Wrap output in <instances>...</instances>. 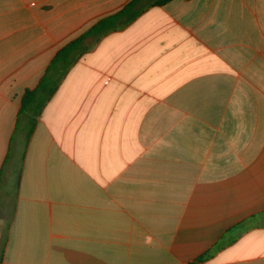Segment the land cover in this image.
Returning a JSON list of instances; mask_svg holds the SVG:
<instances>
[{"label": "crops", "instance_id": "crops-1", "mask_svg": "<svg viewBox=\"0 0 264 264\" xmlns=\"http://www.w3.org/2000/svg\"><path fill=\"white\" fill-rule=\"evenodd\" d=\"M155 1L0 0V264H264V0Z\"/></svg>", "mask_w": 264, "mask_h": 264}, {"label": "trees", "instance_id": "trees-1", "mask_svg": "<svg viewBox=\"0 0 264 264\" xmlns=\"http://www.w3.org/2000/svg\"><path fill=\"white\" fill-rule=\"evenodd\" d=\"M168 1L170 0H157L155 1V5H163ZM117 15L97 22L83 35L69 42L57 51L45 69L44 74L39 79L38 84L33 89L25 91L22 96L19 109V123L20 117H23L25 121V143L28 142L35 126L36 119L40 115L42 109L54 95L58 85L63 80L71 65L75 62L76 55L79 56L80 53L86 49V46H84V40L91 36L98 39L108 31L114 30L116 28L115 21L118 17ZM215 248L216 245L211 249V251ZM207 257L208 253L198 257L189 264H198L207 259ZM1 259L2 250H0V262Z\"/></svg>", "mask_w": 264, "mask_h": 264}, {"label": "rangeland", "instance_id": "rangeland-1", "mask_svg": "<svg viewBox=\"0 0 264 264\" xmlns=\"http://www.w3.org/2000/svg\"><path fill=\"white\" fill-rule=\"evenodd\" d=\"M11 192H12V194H13V189L11 190ZM12 194H11V198H12ZM11 198H10V200H11ZM6 212H7L6 215H8L9 210H7ZM8 216H9V215H8Z\"/></svg>", "mask_w": 264, "mask_h": 264}]
</instances>
